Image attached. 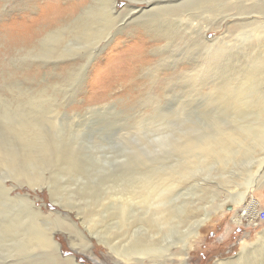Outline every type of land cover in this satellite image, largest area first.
Returning <instances> with one entry per match:
<instances>
[{
	"label": "rangeland",
	"instance_id": "374dc122",
	"mask_svg": "<svg viewBox=\"0 0 264 264\" xmlns=\"http://www.w3.org/2000/svg\"><path fill=\"white\" fill-rule=\"evenodd\" d=\"M91 2L0 0V228L40 209L59 222L64 257L162 264L151 253L129 261L88 229L109 228L122 207L131 217L115 186L159 184L173 189L163 264H229L244 248L258 253L247 264H264V222L234 220L251 201L264 210V115L259 89L242 82L241 49L263 0H119L99 43L63 29L57 38L74 46L57 56V24ZM141 218L131 221L158 238ZM69 221L95 261L72 249Z\"/></svg>",
	"mask_w": 264,
	"mask_h": 264
},
{
	"label": "bare ground",
	"instance_id": "6f19581e",
	"mask_svg": "<svg viewBox=\"0 0 264 264\" xmlns=\"http://www.w3.org/2000/svg\"><path fill=\"white\" fill-rule=\"evenodd\" d=\"M94 1L95 0L91 2L90 0L91 3H88L85 7H82V9H80V13L68 18L67 20L63 19L62 23L57 24V28L54 30L56 32V38L60 36L61 30L70 29V34L75 33L83 42H88L93 38L98 37L99 43V41L102 40V35L106 33L108 27V9L115 11L117 9L119 0H100L99 6L97 7ZM194 3L195 1H191V4ZM75 6L76 4H69L64 8H61V11L64 9L62 13L69 14L73 11ZM163 6L160 9H162ZM262 6H264V0L262 3L255 6V9L258 7L257 9L259 10L257 11V14L251 17L250 24L253 25V27L247 31V38H244L241 41L243 44L241 45V49L242 54L245 56L242 57L244 60V66H242L244 71L242 82L246 85L248 84L250 89H259V91H257V97H259L258 100H260L258 105L262 110L261 114L264 115V10H262ZM151 9V11H147V14L157 11L156 6H152ZM141 10L142 9H140V11ZM59 18L61 20L63 17ZM223 20L224 17L222 19L216 18L214 19L213 23L219 24ZM209 27L210 24L204 28V33L202 32L203 36ZM155 29L157 28L155 27ZM53 34L54 33H51L49 37H53ZM205 38L206 37L204 36V39ZM70 39L71 38L67 39L66 37L63 40L58 38L56 39L57 45L55 48L58 52L57 56H61L60 51L63 47H65V49L63 48L64 51L68 49V47L74 46H69L66 44V42L71 41ZM216 40L217 39L213 40V42ZM68 50H70V48ZM261 132H264V130ZM226 151L227 148L225 152ZM162 181L166 182V178H163ZM29 186L32 187L33 190H37V188L42 187L37 183L36 179L34 182H30ZM7 190L9 192V189ZM172 192V186H160L159 184L158 186H115L114 192L112 193L114 195H120L129 202V208L132 213L131 217H129L127 221L124 219L127 210L125 207H122L120 209L121 214L118 216V219L113 224L109 225V228L100 230L97 225L89 222L91 227L88 229H90L91 234L95 235L99 240L106 243V245H108L111 249L116 250L117 252L119 250L121 253L120 255L124 256L129 261L133 260L134 258H136L138 261H142L140 256L143 254L147 255L146 253H151L153 257H162V261L160 263L163 264L165 263V252L169 250V242L172 238L169 228L166 227L168 226L169 220L166 214L170 210V203L172 201L173 195ZM237 202H239V204L242 203L241 201ZM12 204L14 203L12 202ZM12 206L14 207V205ZM142 208H144V210H142ZM256 208V201H251V204L243 207L241 210L235 213L234 220L236 222H240L243 219L253 220L257 217L259 212L256 210ZM31 211L33 212L31 215H12L7 221H2L0 228V264H5L4 261L6 262L11 257H15L16 260L21 263L28 264H83L77 261L76 255H69L68 257L63 256L62 244L60 240L56 239V233L58 229L56 228V225H58L57 223L59 222L56 223L54 220H52V224H48L47 220L50 219V217L41 216L43 213L40 211V209L35 212L33 210ZM134 214H136L135 217H133ZM40 216L42 217L41 219ZM139 216L142 217L141 220L146 217L154 220L158 226V238H156V235L152 230H148V236L140 232V226H137V222L140 221L138 220ZM28 217H30L31 220H26ZM44 218L46 219V222H43ZM205 218L206 217L200 218L196 220L195 223H201L205 221ZM131 220L137 222H132ZM73 225V221H69L67 225L68 239H70L72 249L76 253H82L89 259L95 261L96 255L92 247L91 239L84 233H82V235L86 238V240H79L78 237H74V232L72 230ZM145 231L147 232V230ZM77 240L79 241L77 242ZM259 240H264V233L259 238ZM185 247L186 245L183 243V248ZM247 252V248H244L238 257L237 262L228 261V263L247 264V259L253 261V259L258 258V253L256 250L253 251L252 249L251 252ZM250 253L252 255H250ZM263 258L264 253L263 256H261V260H263ZM251 261L250 263L254 264ZM218 264H221V262Z\"/></svg>",
	"mask_w": 264,
	"mask_h": 264
},
{
	"label": "built area",
	"instance_id": "2783aa9c",
	"mask_svg": "<svg viewBox=\"0 0 264 264\" xmlns=\"http://www.w3.org/2000/svg\"><path fill=\"white\" fill-rule=\"evenodd\" d=\"M255 219L258 220V222H264V210L258 212V215Z\"/></svg>",
	"mask_w": 264,
	"mask_h": 264
}]
</instances>
